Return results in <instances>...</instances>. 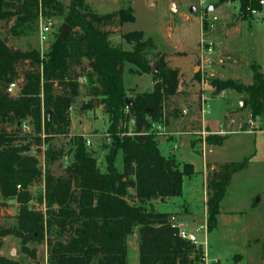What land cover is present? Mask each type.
<instances>
[{
  "label": "trees",
  "instance_id": "1",
  "mask_svg": "<svg viewBox=\"0 0 264 264\" xmlns=\"http://www.w3.org/2000/svg\"><path fill=\"white\" fill-rule=\"evenodd\" d=\"M16 1L0 0V21L14 18L12 35L24 34L38 19V0ZM238 4L244 19L252 16V9L261 10L259 0H238ZM41 7L44 16L61 15L70 26L64 39L57 34L44 54L36 48H11L0 37V195L18 203L15 225L0 227V249L7 235L19 238L22 245L45 240L47 260L40 262L35 250L24 246L28 262L0 254V264H127L128 238L133 234L139 264H199L202 247L181 238L169 214L155 209L156 201L181 196L183 179L196 173L191 163L172 153L164 155L160 137L151 128L153 123L166 124L170 117L165 102L177 92L178 69L168 66L162 53H155L154 65L150 64L148 56L155 43L141 30L122 33L131 49L110 43L105 27L133 21L130 6L105 14L90 10L84 0H70L66 7L59 0H41ZM126 63L138 74H152V90L127 97L123 84ZM21 65L25 67L19 74ZM250 70L249 84L230 78L212 84L217 91L242 95L241 109L255 120L264 116V71L256 63ZM81 77L88 91L100 97L109 117L105 170L98 167L83 137L74 135L70 161L62 174L55 175L50 166L66 153L53 145L52 138L68 133V109L79 96ZM10 83L17 86L14 94L7 91ZM47 110L53 111L51 118ZM27 120L36 142L45 144L44 169L26 154L29 146L14 143L16 130ZM131 122L134 128L130 131ZM226 137L210 133L204 142L221 145ZM190 146L194 148L195 141ZM118 151L122 153L121 169L114 164ZM247 163L248 157L205 164L207 232L217 225L220 202L232 175ZM39 180L42 188L33 197L30 187ZM33 199L44 211L29 204Z\"/></svg>",
  "mask_w": 264,
  "mask_h": 264
},
{
  "label": "rangeland",
  "instance_id": "2",
  "mask_svg": "<svg viewBox=\"0 0 264 264\" xmlns=\"http://www.w3.org/2000/svg\"><path fill=\"white\" fill-rule=\"evenodd\" d=\"M59 1L65 7L70 3V0ZM84 2L90 10L99 14L130 6L135 16L133 21L125 22L121 26L115 24L105 27L109 31L110 43L123 49H131V45L123 40L122 33L141 30L144 37L150 36L155 43V48L150 50L151 54L148 56L150 64L154 65L155 53H162L165 54L168 66L178 69L177 92L165 102V111L170 117L166 124L162 123L164 130L158 135L163 139L160 142V150L164 155L175 154L178 159L191 163L193 168L198 170L202 168L203 160L206 159L224 162L241 161L248 157L247 166L232 175L220 202L217 225L211 231L207 232L205 226L206 181L205 179L203 181L198 173L189 178L195 184L193 191L191 188L184 191L181 196L161 203L156 202L155 209L168 213L170 217H175V222L184 225L183 229L193 235L199 243L197 246L202 247L206 253L208 264H264L261 258L264 244V116L259 118L257 123L253 121V125L250 126L246 110L241 109L242 95L233 90L217 91L212 84L213 80L229 78L249 84L252 63L258 64L264 71V9L244 19L239 12L238 0L220 2L204 0L202 3L200 0H84ZM210 4L212 9L205 12ZM213 16L217 18L213 29H209L208 24L202 26V22L209 23ZM50 18L54 27L48 45L60 33V26L63 23L61 15H51ZM13 23L14 18L0 21V37L6 44L14 49H39L37 24L34 23L24 34L12 35L10 27ZM201 37L212 42V52L209 56L211 63L209 71L212 75L205 79L204 84L201 83L199 75L194 76V73L200 70ZM24 67L25 65L18 67L19 74ZM123 70V84L128 98H132L137 92L152 90L154 84L152 74H138L135 67L128 63L124 65ZM154 70L153 66L152 71ZM202 99L208 105L205 119L209 117L216 128L221 124L220 129L228 133L223 144L214 145L211 151L204 153L203 158L202 150L200 151L201 138L210 133L207 123L202 129V122L198 120L199 116L201 117ZM99 101L100 97L88 91V84L85 78L81 77L79 96L68 109L70 119L68 133L52 138L53 145L63 147L66 153L62 159L50 166L55 175L62 174L70 161L69 151L72 149L70 139L74 135H81L86 143L89 141L87 149L94 151L98 167L102 171L105 170L104 156L110 147L107 132L109 117ZM45 115L46 111L43 109L42 121ZM47 115L51 118L53 111L47 110ZM128 127L131 131L134 128L133 123H129ZM12 128L8 127L6 130ZM243 128L248 131L241 130ZM203 130L205 133L202 136ZM35 139L36 135L27 120L21 129L16 130L14 143L29 146L26 154L34 156L39 167L44 169L45 144L43 142L38 144ZM192 140L195 141L194 148L190 146ZM207 160L206 163H209ZM114 164L121 169L120 151L116 154ZM41 188L42 180L30 187L33 197L38 195ZM29 204H33L35 210L44 211V208L36 203V199L31 200ZM17 209L16 200H7L0 195V227L9 228L15 225ZM200 226L203 229L197 231ZM135 236L133 234L128 238L127 264H139ZM24 246L34 249L40 262H46L48 246L45 240L22 245L19 238L7 235L2 240L0 254L28 262L30 257L23 252ZM9 247L14 250L12 256L8 254Z\"/></svg>",
  "mask_w": 264,
  "mask_h": 264
},
{
  "label": "built area",
  "instance_id": "3",
  "mask_svg": "<svg viewBox=\"0 0 264 264\" xmlns=\"http://www.w3.org/2000/svg\"><path fill=\"white\" fill-rule=\"evenodd\" d=\"M200 1L202 3L204 0H200ZM38 2H39V6H38L37 34H38V40L40 43V47L38 50L42 55V54H44V52L49 47L48 42H49L50 35L52 33V29L54 27V23L50 17L44 16L43 9L41 7V0H38ZM259 5L261 6V10L252 9L251 10L252 14H258L264 9V0H259ZM216 20H217V18L215 16H213L211 19H209V23H206V24H208L207 26L209 27V29L214 28V25H215L214 21H216ZM203 25H204V22H202V26ZM199 42H200L199 43L200 44V54H199V68H200V70L198 71V73L200 76L201 83L204 84L205 79L212 75V72L209 71V68L211 65L209 56L211 55V52H212V42L210 40L204 39L203 37L200 38ZM15 90H17L16 84L10 83L9 86L7 87V91L11 94H14ZM207 107H208V105L205 104L204 99H202V101H201V119H203L204 116L208 113ZM253 121L254 120H252L251 118L248 121L250 126L253 125V123H254ZM151 128L153 129V131H155V133L157 135H160L164 130V127L162 126V124L153 123L151 125ZM204 133L205 132H202V136L204 135ZM202 139H203L202 141H204L203 137H202ZM87 145H89V141H87ZM171 221H172L174 226L178 227L179 236L181 238H188V236L190 234L186 230L183 229V225L178 223V222H175V217H173V216L171 217ZM201 229H203L202 226H200L199 229H197V231H200ZM192 241L194 243H197L195 238H193ZM199 264H208V261L206 258V253H204V256L202 258V262H200Z\"/></svg>",
  "mask_w": 264,
  "mask_h": 264
},
{
  "label": "crops",
  "instance_id": "4",
  "mask_svg": "<svg viewBox=\"0 0 264 264\" xmlns=\"http://www.w3.org/2000/svg\"><path fill=\"white\" fill-rule=\"evenodd\" d=\"M142 75V74H141ZM206 116V115H205ZM205 116H204V118L203 119H201V117L199 116V122L201 121L202 123H201V125H202V129H204L205 128V124L207 123V126H208V128H209V133H217V134H226V133H224L223 132V129H220V127L222 128V125L221 124H218L217 125V128L215 127V125L213 124V122H212V120L211 119H209V117L207 118V119H205ZM225 116V115H224ZM254 122L255 123H257L258 122V118L256 119V120H254ZM231 123H232V121H231ZM163 126V125H162ZM164 127V126H163ZM205 130H203V132H204ZM222 131V132H221ZM237 131V130H236ZM243 131H248V129H246V130H243ZM231 132H234V131H231ZM227 135H228V133H227ZM201 140H203L202 138H201ZM163 141V139L160 137V142H162ZM223 144V143H222ZM221 144V145H222ZM201 145V144H200ZM213 146L214 145H207L206 146V144H205V142L204 141H202V147H201V150H202V154H201V156H202V158H203V155H204V153H207V151H211V149L213 148ZM219 146V145H218ZM207 160V159H206ZM206 160H203V166H202V168L201 169H195L194 168V171L196 172V173H198V176H201V178L203 179V181H204V179H205V170H206V168H205V164H206ZM208 161V160H207ZM209 163H215V162H220V161H208ZM194 181H192V180H190L189 178H184L183 179V192L184 191H188L189 189H191L192 188V191H193V189H194V187H195V184L193 183ZM183 192H182V194H183ZM157 202V201H156ZM155 203V202H154ZM159 211V210H158ZM164 212V211H163ZM220 212V211H219ZM219 215V214H218ZM205 218H206V216H205ZM180 224H182V223H180ZM183 225V224H182ZM184 226V225H183ZM189 233V232H188ZM190 234V233H189ZM135 238H136V236H135ZM136 246H137V244H136ZM136 246H135V248H136Z\"/></svg>",
  "mask_w": 264,
  "mask_h": 264
},
{
  "label": "water",
  "instance_id": "5",
  "mask_svg": "<svg viewBox=\"0 0 264 264\" xmlns=\"http://www.w3.org/2000/svg\"><path fill=\"white\" fill-rule=\"evenodd\" d=\"M212 9V5L210 4V5H208L207 7H206V9H205V12H208V11H210ZM191 10H193V7L191 8ZM62 29H61V32H60V39H64V37H65V35H66V33H67V31L70 29V26L68 25V24H66V23H62ZM47 117L49 118V115H47ZM188 238L190 239V240H193V235H189L188 236ZM8 254L10 255V256H12V255H14V250H13V248L12 247H9V249H8Z\"/></svg>",
  "mask_w": 264,
  "mask_h": 264
}]
</instances>
